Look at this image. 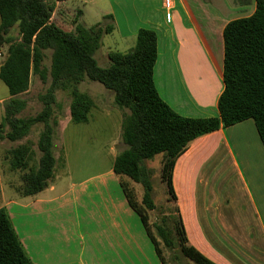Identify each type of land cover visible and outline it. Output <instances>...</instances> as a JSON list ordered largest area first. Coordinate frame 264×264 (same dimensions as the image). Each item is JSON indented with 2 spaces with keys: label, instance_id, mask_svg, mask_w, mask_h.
<instances>
[{
  "label": "crops",
  "instance_id": "crops-1",
  "mask_svg": "<svg viewBox=\"0 0 264 264\" xmlns=\"http://www.w3.org/2000/svg\"><path fill=\"white\" fill-rule=\"evenodd\" d=\"M132 1V23H119L113 10L104 17L113 16L112 32L129 39L132 47L139 29L155 32L153 83L161 100L181 117H218L224 88L222 30L229 21L250 16L255 0H172L169 11L163 0ZM119 5L125 8V3ZM27 139L0 141V168L18 196L15 178L21 173L11 169L8 151ZM32 148L38 158L36 142ZM114 177L111 168L80 185L94 181L90 191H75L71 183L69 191L58 194L53 174L49 186L36 195L21 196L26 200L19 204L12 198L0 203L33 264H161ZM172 188L190 246L214 264H264V148L251 119L194 140L174 164ZM81 198L88 200L90 214L78 223ZM13 206L21 209V233ZM90 210L97 220L87 232L83 224L92 219ZM63 215L73 216L68 230L61 228ZM77 238L82 247L71 253ZM98 245L99 256L93 249Z\"/></svg>",
  "mask_w": 264,
  "mask_h": 264
},
{
  "label": "trees",
  "instance_id": "trees-1",
  "mask_svg": "<svg viewBox=\"0 0 264 264\" xmlns=\"http://www.w3.org/2000/svg\"><path fill=\"white\" fill-rule=\"evenodd\" d=\"M55 6L47 0H0V48L5 45L0 65V80L8 98L3 103L0 141L20 142L40 125L36 141L27 139L8 151L10 167L21 173V196L36 195L53 179L56 159L53 153L55 129V93L67 91L69 116L75 124H86L94 102L78 89L84 81L101 84L112 92L119 110H126L121 121V141L126 149L114 158L112 172L128 206L139 216L161 264H167L164 252L177 248L191 264H214L188 244L172 188L176 160L197 138L230 127L247 119L254 122L264 148V0H255L254 12L231 20L222 30L223 91L217 102L218 117L185 118L176 114L159 97L153 83L157 59L154 31L139 29L134 46L126 53L109 51L110 65L102 68L94 58L102 37L113 31L111 24L97 23L89 28L79 24L64 31L51 22ZM103 21H112L110 15ZM16 29L18 38L9 37ZM4 38V39H3ZM50 52V65L43 62ZM49 83L38 96L42 109L34 116L19 117L27 106L19 98L30 86L31 77ZM160 160V180L166 183L176 217L163 216L160 223H150L155 209L151 173L145 162L156 155ZM130 183L142 187L140 202ZM0 264H33L26 253L5 208H0Z\"/></svg>",
  "mask_w": 264,
  "mask_h": 264
},
{
  "label": "rangeland",
  "instance_id": "rangeland-1",
  "mask_svg": "<svg viewBox=\"0 0 264 264\" xmlns=\"http://www.w3.org/2000/svg\"><path fill=\"white\" fill-rule=\"evenodd\" d=\"M47 1L53 3L55 6L51 22L64 31H73L76 24H79L84 28H89L97 23H102V26L106 24H111L113 26L112 21H103L104 14H111V10H113L115 18L119 23L123 22V20L128 21L130 19V22L132 23L134 18L135 5L132 0H120V2L117 0L118 3H116V0ZM119 3H125V8H121ZM111 17L113 20V16ZM9 37L17 39V30L13 29L10 32ZM126 40L121 39L119 33L115 31L104 35L102 37V45L94 55L97 64L102 68H107L110 65L107 58L109 51H119L121 53L128 52L132 46L128 43L129 39ZM5 50L6 46L3 45L0 48V65L4 60ZM43 64L45 67H49L50 52H46V58ZM48 85L49 83L42 84L37 77H31L28 91L19 96V98L27 101V106L19 117L34 116L41 111L42 104L38 101V96L46 92ZM78 89L80 92L89 95L94 102V109L90 112L89 120L86 124H75L71 122L69 116V93L67 91H57L55 93L56 104L59 107L54 109V115L57 119L58 125L55 129L53 153L54 156L57 157L54 180L57 184L56 187L58 194L69 191L68 189L71 183L75 186V191H81V189H87L90 191L93 187L92 184L95 183L94 181L85 185V188L80 185L111 170L115 155H118L121 151L126 149V146L121 141V121L123 114L127 113V111L119 110L115 106L112 92L106 90L101 84L91 81L82 82L78 85ZM7 98V88L0 80V116L3 114L2 102ZM40 129V125L35 126L29 135V140L33 144L37 141ZM3 146L6 145L4 144ZM59 156H61L60 159ZM161 158L162 155L160 154L153 157L150 161L145 162V167L151 173L152 199L155 205V209L149 212L151 224L160 223L163 216L169 215L174 218L176 217V214L174 213V203L172 201H167L169 195L166 183H163L160 180ZM6 181V174L0 168V203L7 201L9 198L14 199L15 202H18L17 204L25 201L26 199H24V197L18 196L12 188L8 187ZM18 181L20 183V178H15V182L18 183ZM116 182L119 186L118 179ZM130 185L135 191L136 199L140 202L143 193L142 187L134 183H130ZM65 200H61L60 202L63 203ZM88 204V200L81 198V201L76 205V207H78L77 214L81 217L79 218L78 223L84 222L82 218L88 219L86 213H89V210L85 209V205ZM11 212L16 221L15 226L19 233H21V209L17 206H13ZM90 212L92 219L89 218V220L83 224L85 229H87V232L93 231L95 220H97V217L94 216L96 213L92 215L91 210ZM75 214L76 213H74V215ZM69 220H73V216L63 215V218L61 217V219H59L63 230L69 229ZM81 231L85 232L84 229ZM84 236L85 241L88 242V236L85 234ZM64 237L66 238V235L63 231L62 240ZM75 240L76 248L71 245V253L79 250V246L82 247L83 241H77L78 238ZM62 244V247L66 246L64 242H62ZM93 249L96 255H101V247L99 245ZM85 255H87L85 256L87 258V250L85 251ZM164 256L167 264H191V262L180 254L177 248L172 252H164Z\"/></svg>",
  "mask_w": 264,
  "mask_h": 264
},
{
  "label": "built area",
  "instance_id": "built-area-1",
  "mask_svg": "<svg viewBox=\"0 0 264 264\" xmlns=\"http://www.w3.org/2000/svg\"><path fill=\"white\" fill-rule=\"evenodd\" d=\"M163 4L167 11L172 8V0H163Z\"/></svg>",
  "mask_w": 264,
  "mask_h": 264
}]
</instances>
